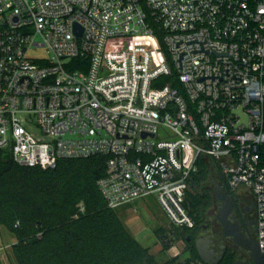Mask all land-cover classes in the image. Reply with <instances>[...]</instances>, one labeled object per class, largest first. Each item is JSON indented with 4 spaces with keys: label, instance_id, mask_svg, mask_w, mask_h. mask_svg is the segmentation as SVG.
<instances>
[{
    "label": "built area",
    "instance_id": "1",
    "mask_svg": "<svg viewBox=\"0 0 264 264\" xmlns=\"http://www.w3.org/2000/svg\"><path fill=\"white\" fill-rule=\"evenodd\" d=\"M0 150L104 157L107 207L154 195L178 228L203 159L254 196L264 254V0H0Z\"/></svg>",
    "mask_w": 264,
    "mask_h": 264
},
{
    "label": "trees",
    "instance_id": "2",
    "mask_svg": "<svg viewBox=\"0 0 264 264\" xmlns=\"http://www.w3.org/2000/svg\"><path fill=\"white\" fill-rule=\"evenodd\" d=\"M173 86L179 88L175 80ZM212 169L200 159L189 181L184 208L193 221L206 219L214 206L208 185ZM104 171L101 156L62 159L41 170L20 166L0 150V226L15 238L16 264H158L107 207L97 187Z\"/></svg>",
    "mask_w": 264,
    "mask_h": 264
},
{
    "label": "flooded vegetation",
    "instance_id": "3",
    "mask_svg": "<svg viewBox=\"0 0 264 264\" xmlns=\"http://www.w3.org/2000/svg\"><path fill=\"white\" fill-rule=\"evenodd\" d=\"M214 192V200L218 209L225 200L217 197L223 194L228 195V220L237 225L249 240L256 241L254 196L247 191L231 190L222 179H218ZM204 221L206 219H201L198 222L193 221L189 228H178L167 222L155 229L152 234L155 240L154 245L160 246L158 256L164 254L174 245L179 246L180 249L177 256H165V258L157 259L158 264H225L224 261L228 258L232 259V264L239 262L253 264L246 251L222 235L218 220L212 225L204 223ZM216 225L219 226L218 229H216ZM185 255L187 256L181 259Z\"/></svg>",
    "mask_w": 264,
    "mask_h": 264
},
{
    "label": "rangeland",
    "instance_id": "4",
    "mask_svg": "<svg viewBox=\"0 0 264 264\" xmlns=\"http://www.w3.org/2000/svg\"><path fill=\"white\" fill-rule=\"evenodd\" d=\"M218 182V175L213 169L210 172L208 185L213 197L214 206L207 211L206 221L209 225L217 220L218 207L215 203V189ZM219 192V191H218ZM117 215L125 225L129 233L143 246L150 248V252L156 255L157 259L165 258V255H157L160 246L154 245L153 230L159 224L169 222L163 209L158 204L154 195L139 199L133 203L122 205L116 208ZM209 212V213H208ZM208 220V221H207ZM219 226L216 229H218ZM15 238L3 226H0V264H16L11 247ZM13 242V243H12Z\"/></svg>",
    "mask_w": 264,
    "mask_h": 264
},
{
    "label": "water",
    "instance_id": "5",
    "mask_svg": "<svg viewBox=\"0 0 264 264\" xmlns=\"http://www.w3.org/2000/svg\"><path fill=\"white\" fill-rule=\"evenodd\" d=\"M75 28V31L78 33L79 28ZM243 120L245 121V117H243ZM217 198L225 200L224 204L219 208L217 213V220L221 225L222 235L228 237L236 246L246 251L250 255L253 264H264V254L260 252L257 242L249 240L237 225L232 224L228 220V195L223 194ZM238 264L241 263L239 262Z\"/></svg>",
    "mask_w": 264,
    "mask_h": 264
},
{
    "label": "crops",
    "instance_id": "6",
    "mask_svg": "<svg viewBox=\"0 0 264 264\" xmlns=\"http://www.w3.org/2000/svg\"><path fill=\"white\" fill-rule=\"evenodd\" d=\"M139 200V199H138ZM135 201H137V200H135ZM135 201H133V202H135ZM133 202H130V203H133ZM130 203H125V204H122V205H126V204H130ZM122 205H120V206H122ZM120 206H118V207H120ZM117 207V208H118ZM116 210V209H115ZM161 224H159L158 226H157V228L160 226ZM157 228H155V229H157ZM154 229V230H155ZM153 230V231H154ZM15 242V241H14ZM13 243V242H12ZM179 251H180V249H179V246H176V245H174V246H172V247H170L168 250H166V252L164 253V255L165 256H177L178 254H179ZM154 255V254H153ZM187 255H185V256H183L181 259H183V258H185ZM157 258V257H156Z\"/></svg>",
    "mask_w": 264,
    "mask_h": 264
}]
</instances>
